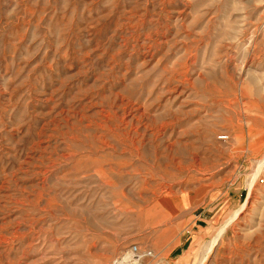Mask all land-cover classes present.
Masks as SVG:
<instances>
[{
    "label": "rangeland",
    "instance_id": "rangeland-1",
    "mask_svg": "<svg viewBox=\"0 0 264 264\" xmlns=\"http://www.w3.org/2000/svg\"><path fill=\"white\" fill-rule=\"evenodd\" d=\"M263 170L264 0H0V264H264Z\"/></svg>",
    "mask_w": 264,
    "mask_h": 264
},
{
    "label": "built area",
    "instance_id": "built-area-1",
    "mask_svg": "<svg viewBox=\"0 0 264 264\" xmlns=\"http://www.w3.org/2000/svg\"><path fill=\"white\" fill-rule=\"evenodd\" d=\"M258 181H259L260 184H264V170L262 171V173L258 177ZM133 250L135 252H137V247L136 246H133Z\"/></svg>",
    "mask_w": 264,
    "mask_h": 264
},
{
    "label": "bare ground",
    "instance_id": "bare-ground-1",
    "mask_svg": "<svg viewBox=\"0 0 264 264\" xmlns=\"http://www.w3.org/2000/svg\"><path fill=\"white\" fill-rule=\"evenodd\" d=\"M127 256H128V255H127ZM125 257H126V256H125ZM125 257H123V258H125ZM123 258H122V259H123ZM122 261H124V260H122ZM117 262H118V261H117ZM120 264H123V262H120Z\"/></svg>",
    "mask_w": 264,
    "mask_h": 264
}]
</instances>
